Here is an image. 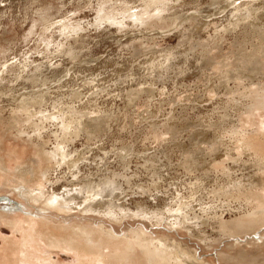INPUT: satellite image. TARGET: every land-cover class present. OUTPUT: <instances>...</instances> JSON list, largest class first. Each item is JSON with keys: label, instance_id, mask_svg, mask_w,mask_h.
Instances as JSON below:
<instances>
[{"label": "rangeland", "instance_id": "rangeland-1", "mask_svg": "<svg viewBox=\"0 0 264 264\" xmlns=\"http://www.w3.org/2000/svg\"><path fill=\"white\" fill-rule=\"evenodd\" d=\"M126 1L128 3L125 5L124 0H111V2L109 0H0V140H2L0 147L3 149L2 156L4 155L9 171L15 172L18 165L19 168L28 166L30 168L37 160L34 145L29 141L38 134L35 125L43 123L41 134L46 136L43 141L49 142V144L44 143L46 152L55 148L56 142L59 141L56 138L62 134L59 121L53 118L45 120L42 117L49 116L61 108L66 109L65 105L70 102L78 101L77 105L91 103V108L95 109L97 106V109H101L91 116L105 115L111 121L104 120L105 134L98 141H91L92 143L85 137L74 139L75 143L69 144L72 152L69 158L73 157L72 159L79 161L77 163L80 164L76 165L79 170H75L74 167L72 170L75 172L72 170L70 172L66 166L63 169L54 166L45 191L51 195V193H63L67 189H78L79 185L73 187L69 184L78 180L77 178L88 181L107 174L108 178L116 181L118 186L113 198L99 199L110 200L111 203L131 211L129 210L128 215L121 221L109 219L98 213L73 211L70 215H63L57 210H48L45 206L42 208L46 211H42L41 207H37L29 198L20 194L21 190L18 188L26 185L10 183L0 172V213L11 217L20 216L22 220L37 215L56 225L64 223L72 225L77 221L83 224L92 223L91 225L94 224L93 226L101 227L112 234L114 232L115 236L119 237L143 229L151 236L171 241L170 244H175L177 247H184L196 256L201 264H228L222 260L223 255H238L243 251H250L251 254L254 252L253 254H260L264 258V245L258 246L264 241V238L260 240L264 228L244 236H218L220 232L218 224L221 221L231 223L230 221L241 212L237 208L238 203L232 202L231 198L219 199V192L229 190L234 183L251 180L254 175L256 178L258 175L252 169L253 163L259 158H264L262 153L264 147L262 151L257 152L260 153L258 155L251 149L245 152L244 150L248 148L246 144L242 146L246 154L244 156L240 147L243 142L249 143L252 138H257L264 145V128L258 126L259 124L249 127L244 135L245 138L240 137L242 139L237 140L238 138L232 135L234 131L242 129L245 125L242 121L246 122L244 118L247 119V115L251 112L249 100L244 97L238 100L239 97L253 87L264 85V80L250 84L242 79H227L226 71L235 69L227 64L235 60V53L240 45L255 40L246 38V32L249 33L246 27L248 22L242 21L243 17H240L241 19L236 17L238 11L234 10L214 15L217 8L210 5V0H166L165 3L168 2L173 6V9L165 13L166 17L170 18L176 12L187 17L199 16L198 18L205 22L201 30L196 31L187 21L182 27L177 26L176 20H170L167 26H155V28L148 24L151 21L141 25L140 22L137 24L133 20L126 21L124 25L120 24L123 28L116 25L117 23L110 24L113 23L112 21H103V25H98V9L102 3L107 7H116L118 13L129 8L131 11H139L140 8H133L144 4L154 6L152 0ZM244 1L247 0H237L238 4ZM245 8L241 7L240 10L244 12ZM131 11L127 12L132 13ZM59 23H61L60 27L57 25ZM189 34L193 37H188ZM203 45L209 47L205 49L202 48ZM246 47L247 50H251L248 45ZM203 51L206 52L205 58L202 56ZM207 59L209 63L203 67L202 63ZM262 62L264 63V60ZM126 67H129V71L125 70ZM89 69L96 71L91 73ZM118 72H123L122 76L116 77ZM261 72V75H264V64ZM42 74H47L48 77L56 76L57 80L48 87V92H43L45 100L35 104L36 99L33 98V94H37L42 89L34 84L37 77ZM208 78L212 79L211 82H206ZM75 92H83L82 99L72 98ZM132 98L136 99H133L134 103L130 102ZM24 110L35 112L36 115L33 114L34 116L31 117ZM12 119L16 121L13 122ZM39 119H42V122ZM167 125L172 129L174 125L180 126L178 127L180 131H176L175 135L164 136ZM76 128L79 130L78 126ZM6 130L10 131L6 132ZM18 130L29 133L30 137L26 133L19 134ZM204 130L217 143H224L220 145L221 151L224 149L215 161L213 157L207 159L210 164L208 163L209 172L205 173V176L208 174V177L206 176V179L204 172H201L206 181L200 186L197 178H200L201 174L196 172L190 174L183 165L181 166L184 158L187 157L185 155L187 151L185 153L173 148V143L180 141L190 151L192 148L188 144L190 134ZM4 132L5 135L2 134ZM254 132L255 134H252ZM157 135L159 141L156 140ZM166 146L172 151V162L167 167L161 168L159 176L163 181L161 179V182L159 179L151 181L154 175L144 168V160L141 158L143 155L150 157L156 152H162ZM121 147H131L133 152H121ZM205 147L201 145V148ZM226 150H229L234 161L231 159V162L228 161V157L224 155ZM127 157H132V161L128 169H124L123 162ZM196 157L201 158L203 155ZM152 182L161 190L149 191V187H157ZM99 199L96 197L93 201L91 199L92 202L87 200L85 203H93ZM179 201L190 203L194 213L191 215L202 217L207 220L206 223L201 225L203 220L197 221L191 217V221L184 220L185 223L181 226L173 225L176 213L169 212V209L174 206L177 208ZM139 202L147 203L152 207L158 205L156 208L161 213L159 218L149 220L135 216ZM206 208L210 214L204 211ZM20 224V228L18 226L13 228L0 221V264L23 263L20 250L23 248L24 235H21L23 228L27 227L23 221ZM252 241L257 242L258 245H251ZM37 243L39 241L29 240V247L38 251H33L37 258L49 264H81V258L74 252L51 248L44 242Z\"/></svg>", "mask_w": 264, "mask_h": 264}, {"label": "bare ground", "instance_id": "bare-ground-1", "mask_svg": "<svg viewBox=\"0 0 264 264\" xmlns=\"http://www.w3.org/2000/svg\"><path fill=\"white\" fill-rule=\"evenodd\" d=\"M124 1H125L124 4L126 5L128 3V1H126V0H124ZM165 1L166 0H157V1L152 0L151 2H153L152 4H154L153 7H151V4L150 5L144 4L141 6L140 5L135 6L133 8V9L140 8L139 11L138 10H132L131 11L129 8V9L123 10L119 13H118L119 10L118 9L116 10V7L115 8L113 6L107 7V5L106 6L102 5L103 4L102 3V4H100V8L98 9V22L97 23H98V25H101L103 21L104 22L112 21L113 23H110V24L113 25L114 23H117L116 25L119 26L120 24L124 25V23H126V21H129V20L130 21L133 20L134 22H137V24H138V22H140L141 25H143L144 22L151 21V22H148V24L150 23V26L153 25L152 27L155 28V26H167V25H169L168 23L170 20H176L177 26L182 27V25L185 23V21H187V23L190 24L191 26H193V28L196 31H200L201 28L204 26L205 22L202 21L200 18H198L199 16L196 17L194 15L193 16L190 15L189 17H187L184 14H177L179 12H176V13L174 12L175 14L173 16H171L170 18L168 16L166 17L165 13L170 11V9H173V6L171 4H169L168 2L165 3ZM210 1H209L210 5L217 8V10H215L214 15L225 14L226 11H229V10L231 12H233V10L238 11V13H237L238 15H236V17H239V18L243 17L242 21L248 22L246 27L249 29V33L246 32L247 33L246 38L247 39H250V38L255 39V40H253V42L246 43V44L244 43V45H240V47L238 48V50L235 53V60L231 61V63L227 64V66H232L235 68L233 70L226 71L228 73V74L226 73L227 79H230V80L231 79L232 80L233 79H235V80H237V79L241 80L242 79L244 81L249 82L250 84L255 83V81L264 80V75L263 74L261 75L262 65L264 64L262 62L264 60V6H263L264 0H261L262 3H260L261 1H258V0H253V1L247 0V1H244L242 4H240V2L238 4L237 0H234V1L210 0ZM104 2L107 3V1H104ZM109 2H111V0H109ZM124 4H123V6H125ZM174 7H176V6H174ZM241 7H246L244 12L242 10H240ZM50 8H52V7H50ZM44 9H47V8H44ZM127 11H131L132 13H128ZM162 15H164V16H162ZM159 16H162V17H159ZM240 19H239V21H240ZM62 22H64V21H62ZM61 23H59L57 25L59 26V25H61ZM66 23H67V21L65 22V24ZM171 23H173V21H171ZM148 24L146 23V25H148ZM213 25H214V23H213ZM119 27H122V26L120 25ZM126 28H127V26H126ZM233 28H234V26H233ZM144 29H145V26H144ZM75 32H76V30H75ZM196 33L198 34L199 32H196ZM192 34H193V31H192ZM188 37L191 38V37H193V35L189 34ZM236 43H237V40H236ZM247 45H248V47L251 48V50H247V47H246ZM207 46L209 47V45H205V46L203 45L202 48L206 49ZM48 47H49V44H48ZM209 52H208V54H209ZM202 53H203L202 54L203 58H205L206 52L203 51ZM208 60L209 59H207L205 62L202 63L203 67H205V65H208V63H209ZM237 61L240 63L239 64L238 63L237 64L232 63V62H237ZM40 69H41V67H40ZM77 70H79V69H77ZM125 70L129 71V67H126ZM45 71H47V70H45ZM89 71L91 73H94L96 70L89 69ZM122 73L123 72H118L116 74V77L118 75H121ZM50 77H48L47 74L46 75L42 74V75L37 77L36 83L34 85H36V87H39L40 90L41 89L42 90L38 91L37 94H33V98L36 99L35 104H38L39 102L44 101L45 99H44L43 92H45V93L48 92L47 91L48 87L55 84L54 82L57 80V77L56 76H52L51 78ZM48 78H50V79H48ZM211 80L212 79L208 78L206 80V82H211ZM249 86H251V85H249ZM142 91H145V90H142ZM145 92H147V91H145ZM83 95H84L83 92H77V93L75 92V94L72 95V98H74L75 100H77V99L80 100V99H82ZM138 95H140V94H138ZM243 97L247 98L249 100L248 104L250 102L251 112H249V114L247 115V119L244 118V120H246V122L242 121L245 124L242 127V129L238 130L236 132L235 131L233 132L232 135H235V137L238 138L237 140H239L240 137L245 138L244 135L247 132V129L249 127H254V126H257L259 124L258 126H261L264 128V85L258 86L256 88L253 87L252 89L247 90L244 94L242 93V96L239 97L238 100H242L240 98H243ZM134 98H132L130 100L131 103H134V100H136ZM138 98H139V96H138ZM247 99H246V101H247ZM77 103H78V101L76 103L70 102L68 105H65L66 109L61 108V110L60 109L56 110L55 112H53L51 114L49 113L50 114L49 116H43L44 111L41 112L42 113L41 116H43L42 119L44 118L45 120H50V118H53L55 121H59V123H61V126H62V128H61L62 134L57 136L56 140H59V141L56 142L55 148L52 151H49V152L45 151L46 146H44V143H47L48 141L44 142L43 140L46 136L41 134V130H43V128H44L42 125L43 123L41 125H35V127L37 128V131L36 130L35 131L38 134L36 135V137L30 139L29 141H31V143L34 145V148L36 150L35 154L37 156V158H36L37 160L34 161L33 165L31 163L32 166L30 168H28L29 166L19 168L18 167L19 165H18L15 168V169H17V168L18 169L15 170V172H11L8 170V164H7L6 160L3 158L4 155L2 156L3 149L0 147V172L6 176L7 181H9L10 183H15V185H19V184L20 185H26L27 188H26V186L18 188L19 190H21L20 194L26 198H29V200L32 203L36 204L37 207H41L40 210H42V211H46L44 208H42V206H45L48 210H51V211L57 210V211L61 212L63 215H70L73 211L84 212V213H98L100 215H105V217H108L109 219H115V220L121 221V220H123V218L126 215H128V211L129 210L131 211V209H129L127 211V209L125 207L118 206V204L115 205V204L111 203L110 200L109 201L100 200L101 198L102 199L113 198L114 197L113 195L115 194V190L117 189V186H118L116 181L114 182V180H111L110 178H108L107 174H103L102 177H97L96 179L88 180V181H83L82 179H79V178H77L78 180H75L76 182L72 180L73 182L71 183L69 181V183H71L69 185H71L73 187H74V185L75 186L79 185L78 189H73V188L67 189V190H64L63 193H56V194L51 193V195H48V192L45 191L47 184L51 180V177H50L51 171L54 168V166L59 167L61 169H63V167L66 166L67 169L70 170V172L72 169H74V167H75V170H79V168H77V166H76L77 164L78 165L80 164V163H77L79 161L72 159L73 158L72 156H71L72 158H69L70 155L72 154L71 149L69 147L70 146L69 144H72V143L74 144L76 139H78V138L83 139V137H85L87 139V141H89V142L94 141V140L98 141V139H100L101 136L103 137V134H105L104 133L105 132L104 126H106V123H104V120L106 121V119H107V121H110V120H108L109 118L105 115L103 117L91 116L92 114L96 113L97 110L100 108L97 109V106L95 107V109H94V107L91 108L92 105L90 102H89L90 104H84V105H77ZM243 105H244V103H243ZM243 105H241V106L243 107ZM33 110H34V108H33ZM90 110L92 112H89ZM24 112L27 113L31 117L34 116L33 114L36 115V113L35 112L33 113L32 111L30 112V111L24 110ZM98 112H100V111L98 110ZM103 113L104 112H102V115H103ZM260 114H262V115H260ZM42 119H39V121L42 122ZM12 121L15 122L16 120L12 119ZM18 123H20V122H18ZM34 123H35V121H34ZM243 123H241V124L243 125ZM76 126L79 127V130H78V128H76ZM108 126H109V123H108ZM174 126H175L174 127L175 131H174V129L169 128L171 126L168 127V125H167L165 127L166 132H164V136L167 134L175 135L176 131H178L180 129V128H178L180 126H177V125H174ZM254 129H256V128H254ZM257 129H259V128H257ZM10 130H6V132L10 131ZM201 130H203L202 127H201ZM251 130H253V129L251 128ZM6 132H4L2 134L5 135ZM18 133L19 134H25L26 132H24V131L22 132V131L18 130ZM263 133H260V134H263ZM252 134H255V132ZM27 135L29 136V133ZM246 136H248V135H246ZM249 136H251V134ZM215 138H216V136H215ZM163 139H166V138H163ZM189 139L190 140H189L188 144L192 147V148H190L191 149L190 151H189V149H186L184 147V144L180 141L173 143V148L175 147V148H177V150L185 151V153L187 151V153L185 154L187 157L184 158L185 160L181 163V166L183 165L184 168L190 174H191V172H196L198 174H201V172H204L203 175L205 176V173L209 172V169H208L209 168V165H208L209 162L207 159L208 158L211 159V157H213V161H215L217 158H219L221 156V152L224 149L223 148L221 151L220 145H223L224 143H217L215 141V139H213L208 132H205V130L204 131H197V132H194V134H190ZM240 139H242V138H240ZM256 139H254V138L250 139L249 143H245V142L242 143L241 142L242 143L240 145L241 150H242V146L247 144L248 148L246 150L243 149L245 152H248L250 149L252 151L254 150L255 154L257 152L262 151L264 145L262 144V141L260 142L258 139L257 140ZM156 140L159 141V135H157ZM223 141L225 142V140H223ZM246 141L248 142L247 139H246ZM0 143L2 144V140H0ZM48 144H49V142H48ZM201 145H205L207 148H209V150H207L206 147L201 148ZM240 147H239V149H240ZM169 148L170 147L166 146V148H164L162 150V152H160V151L156 152V154H154L150 157L149 156L144 157V155H143V157L141 158L144 160V164L146 165V166L144 165V168L146 170H148L150 174L154 175L151 177L152 178L151 181H155L156 179L160 180L161 179V176H159L161 174L160 172L162 171V169L164 167H167V165L172 162V159H173L172 155L173 154ZM120 151L121 152L125 151V153L130 151L132 153L133 149H131V147H121ZM230 151H232V150H230ZM245 152H244V154H242L243 156L246 155ZM262 153H264V152H262ZM199 155H200V157H201V155H203V157L197 158L196 156H199ZM224 155L227 156L228 161H230L231 153H229V150H226ZM6 156H7V154H6ZM75 156H77V154H75ZM182 156H184V155H182ZM8 157H9V155H8ZM226 160H227V158H226ZM231 160H233V159H231ZM84 161H85V159H84ZM131 161H132V157H127L124 160V162H123L124 169H128L129 165L131 164ZM228 161H226V162H228ZM254 162L255 163H253L252 169L255 170V173L258 175L256 178L254 175V178L251 180H248L246 182L241 181L238 183H234L233 185H231L232 187L229 190L224 191V192H219V197H220L219 199L228 200L231 198L232 202L238 203V205H239V207H237L238 210H241V212L238 213V216L236 218L234 217L235 219L233 221H230L231 223H229L228 221L227 222L221 221L220 224L217 223L219 225V228H220L219 229L220 232L218 235L219 237L236 236V235L237 236H244V235H248L251 233H256V231H258L259 229L264 228V178H263V176H264V158H259V159L255 160ZM226 168H228V167H226ZM75 170L74 171L72 170V171L75 172ZM148 171H147V173H148ZM212 172H213V170H212ZM149 175H148V177H149ZM187 175H188V173H187ZM203 175L201 174V175H199L200 178H197V183H199L200 186H203L205 183L203 181H206ZM206 176L208 177V174ZM207 177H206V179H207ZM114 178H117V177H114ZM165 178H164V182L166 181ZM161 180L163 181V179H161ZM161 180H160V182H161ZM65 181H66V179H65ZM152 183H154V182H152ZM207 183H208V181H207ZM67 185H68V183H67ZM154 185L157 186V184H155V183H154ZM224 185H223V187H224ZM200 188H202V187H200ZM226 188H228V187H226ZM52 189H54V188H52ZM151 189H153V191H155V190L157 191V189L159 190L160 187L157 186V187H149L148 188L149 191H151ZM144 190H145V188H144ZM149 191L147 193H149ZM96 197H97V199L100 198L99 199L100 201L96 200L95 202L91 203ZM91 199H92V201H91ZM87 200H89L91 202L85 203V201H87ZM25 201L30 204V202L28 200H25ZM183 201H185V200H183ZM227 202H229V201H227ZM192 203H193V200H192ZM82 205H85V206L82 207ZM157 206L152 207V206L148 205L147 203H144V202L140 203L139 202L138 207L136 209L137 211L134 213V215L138 216V217H142V218H148L149 220L158 219L159 216L161 215V213H159V209L156 208ZM191 208H190V203H188V202L183 203L182 201H179L177 208H175V206L173 208L171 207V209H169V212H175L176 213L174 215V218L175 217L176 218L173 222V225L181 226L182 224L185 223L184 220L191 221L192 220L191 217H194V219H196L197 221L203 220L201 225H204L207 220H204L202 217L200 218L196 214L194 216H192L191 213H193V212H192ZM206 209H204V211L208 214L209 210L208 209L206 210ZM0 221L3 222L4 224L10 225L13 228H17V226L19 227L21 225L20 222L23 221L24 225H26V227H27V228H23L24 229V230H22L23 234L21 235V236L24 235V238H23L24 243L21 242L23 245V248L20 250L22 253V259L21 260L23 262L21 264H28V263H30V264H47L48 263L45 260H43L41 258H37L35 256V254L33 253V251L35 249L33 248V250H32V248L29 247V240L30 241L35 240L37 242L39 241V243L44 242L47 246H49L51 248H57V249L60 248V249H64V250H67L70 252H74L78 257L81 258V261L79 259L81 264H88V263H90V264H201L199 262L200 260L198 258H196V256H193L190 252H188L184 247H181V246L177 247V245H175V244L174 245L170 244L171 241L167 240L168 241L167 242V241H165V239H160V238H156L155 236H151V234L150 235L147 234L146 231L143 229L141 231L136 230L137 232L134 234L133 233L131 234V232H132L131 231L130 234H125L124 237H119V236H115L116 234L114 232L112 234L110 232H106V230L104 231L103 228H101V227H95V226H93L94 224L91 225L92 223L83 224V223L77 221L72 225H70V224L66 225L65 223L61 224V225H56V224H53L49 220H45V219L43 220V218H39L37 215H34L33 217H26L24 220H22V218L20 216L11 217V216H8L6 214L0 213ZM196 222H195V225H196ZM19 231H20V229H19ZM262 234H263V236L260 240H262L264 238V233H262ZM39 243H37V244H39ZM251 245L257 246L258 244H257V242L254 241ZM261 245H264V241L258 246L260 247ZM40 246L42 247V244ZM247 246H248V244H247ZM38 248H40V247L38 246ZM36 252H38V251H36ZM249 252L243 251L238 255H235V254L234 255L233 254L232 255H230V254L229 255H226V254L223 255V254H221V256L223 255V259L222 258L221 259L228 264H264V260H263L264 258H262L263 257L262 255H260V254L255 255V254H253L254 252L252 254ZM258 253H259V250H258ZM34 260H35V262H34ZM19 264H20V262H19Z\"/></svg>", "mask_w": 264, "mask_h": 264}]
</instances>
